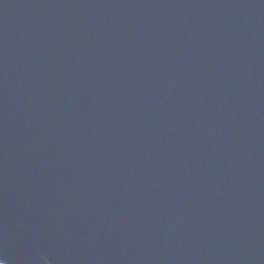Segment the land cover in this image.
I'll use <instances>...</instances> for the list:
<instances>
[{
  "label": "water",
  "instance_id": "1",
  "mask_svg": "<svg viewBox=\"0 0 264 264\" xmlns=\"http://www.w3.org/2000/svg\"><path fill=\"white\" fill-rule=\"evenodd\" d=\"M5 264H264V0H0Z\"/></svg>",
  "mask_w": 264,
  "mask_h": 264
},
{
  "label": "clouds",
  "instance_id": "2",
  "mask_svg": "<svg viewBox=\"0 0 264 264\" xmlns=\"http://www.w3.org/2000/svg\"><path fill=\"white\" fill-rule=\"evenodd\" d=\"M0 261H2V264H5V261L4 260L0 259Z\"/></svg>",
  "mask_w": 264,
  "mask_h": 264
},
{
  "label": "snow or ice",
  "instance_id": "3",
  "mask_svg": "<svg viewBox=\"0 0 264 264\" xmlns=\"http://www.w3.org/2000/svg\"><path fill=\"white\" fill-rule=\"evenodd\" d=\"M0 264H2V261H0Z\"/></svg>",
  "mask_w": 264,
  "mask_h": 264
}]
</instances>
